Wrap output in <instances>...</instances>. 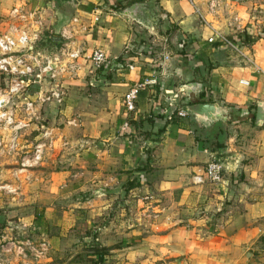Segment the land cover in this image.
Segmentation results:
<instances>
[{"label": "crops", "instance_id": "1", "mask_svg": "<svg viewBox=\"0 0 264 264\" xmlns=\"http://www.w3.org/2000/svg\"><path fill=\"white\" fill-rule=\"evenodd\" d=\"M16 1L20 0H0L5 20L17 7ZM134 2L28 0L19 4H26L23 10L36 16L39 27L45 16L44 33L38 37L48 32L61 37L63 32L85 55L102 49L106 62L99 71L108 73V90L116 94L118 103L140 79L157 80L140 91L128 122L126 112H121L115 144L98 147L100 170L96 172L110 169L111 175L94 184L98 194L83 204L92 214L105 210L114 214V224L101 228L100 234L113 225L118 228L119 221L126 224L120 244L103 246L115 264L156 260L166 264H264V123L257 124L254 118L256 104L264 103V32L252 36L257 27L264 31V15L248 20L255 26L250 29L246 24L250 37L240 42L231 36V19L225 25L203 16L206 20L201 18L203 23L197 25L195 14L202 7L196 0L194 4L160 0L163 12L158 22L172 30L173 49L163 43L166 37L159 38L155 18H144V13H152L146 3L135 16L122 13ZM139 25L145 27L153 44L156 34L159 47L143 46ZM211 26L225 33L230 43L208 42ZM62 43L63 39L58 47ZM190 82L199 83L200 89L189 96L186 84ZM206 101L216 105L221 117L204 121L186 111L187 104ZM180 109L186 115L180 117ZM212 157L226 159L222 180L198 181ZM126 182L133 184L127 193L116 191L118 184ZM135 190L141 193L134 195ZM149 191L155 198L145 200L151 208L146 212L141 200Z\"/></svg>", "mask_w": 264, "mask_h": 264}, {"label": "rangeland", "instance_id": "2", "mask_svg": "<svg viewBox=\"0 0 264 264\" xmlns=\"http://www.w3.org/2000/svg\"><path fill=\"white\" fill-rule=\"evenodd\" d=\"M23 1L28 0L15 3L21 5ZM133 1L146 3L151 8L152 13H144V18H155L159 38L166 37L163 43L174 49L172 30L162 28L158 22L163 12L160 0H119L125 5ZM183 1L191 4L189 0ZM196 1L202 7L201 15L225 25L231 19L230 26L234 29L231 36H237L240 42L250 37L244 29L246 24L250 29L255 26L254 21L249 23L248 20L264 15V0H216L214 14H209L208 0ZM3 14L5 12L0 15L1 29L10 23H19L32 28L33 31L27 32L33 34L39 28L38 35L44 33L41 28H44L45 16L43 26L39 27L34 15L15 22L10 16L5 20L6 17H1ZM199 14H195L197 25L203 23ZM143 23L149 26L145 20ZM144 28L143 25L138 27L143 46L159 47L156 34L153 44ZM262 32L263 29L257 27L252 36L260 37ZM62 39L69 43V39ZM58 49L53 51L63 59ZM78 61L82 65L75 71L64 69V63L57 61L54 79L43 73L39 81L29 84L31 92L46 96L56 90L62 97L60 102L55 97L42 102L38 94L31 97L23 94L0 109V264H115L110 250L103 244H120L126 224L119 221L118 228L113 225L100 234L101 228L114 224V214L109 210L92 214L83 203L98 194L94 184L102 176L111 175L110 169H104L101 175L96 172L100 170L98 147L115 144L124 110L116 94L109 93L108 73L95 70L83 56L77 58ZM1 84L0 79V89ZM125 115L128 122V114ZM8 117L12 118V123L6 121ZM13 130L18 134L14 135ZM118 186V192L129 191L126 184ZM135 191L134 195L141 193ZM154 195L151 191L144 193L141 202H151ZM149 201L143 205L146 212L151 211ZM42 243L46 248H41ZM152 264L166 263L156 260Z\"/></svg>", "mask_w": 264, "mask_h": 264}, {"label": "built area", "instance_id": "3", "mask_svg": "<svg viewBox=\"0 0 264 264\" xmlns=\"http://www.w3.org/2000/svg\"><path fill=\"white\" fill-rule=\"evenodd\" d=\"M191 4H194L193 0H189ZM209 14H214L215 7L217 6L216 0H208ZM198 11V10H197ZM199 12V11H198ZM204 20L205 17L199 14ZM10 20L24 21L25 17L33 16L31 13H27L23 10L22 6L13 8L9 14ZM6 25V24H5ZM212 34L208 37V42L220 40L225 43H230L222 32L211 26ZM29 31H33L28 26H22L19 23H10L7 28L0 29V79L2 81L0 89V109L5 104L12 102L18 95L22 97L24 94L27 97L36 96L42 101H51L53 97L60 102L62 97L60 93L54 90L50 95H42L41 92L33 93L29 89L30 83H36L44 75H49L51 79L56 77L57 61L64 63V69L68 71H75L80 68V62H77V58H86L91 66L95 70L103 68L106 62V56L104 51L100 48H94L87 55L72 42H63L66 48H52L41 50L36 47V40L38 38V28L32 34ZM61 37L68 39V36L62 32ZM60 45V46H61ZM59 48V49H58ZM60 50L63 59H60L53 50ZM84 60V59H83ZM132 68L131 65H128ZM157 84L155 77H145L140 79L135 84L130 86L121 97V104L126 114L131 113L136 108V101L140 91L144 90L148 86ZM4 115V114H3ZM179 116L186 115L184 109L178 111ZM0 116L2 114L0 113ZM8 123H12V118L6 119ZM127 126V123H124ZM14 128H19L18 125H14ZM13 134L17 135V130H13ZM223 163L217 157H212L203 167L201 177H198V181H207L209 183H219L222 180ZM40 247V246H39ZM41 248H46V244L42 243Z\"/></svg>", "mask_w": 264, "mask_h": 264}, {"label": "water", "instance_id": "4", "mask_svg": "<svg viewBox=\"0 0 264 264\" xmlns=\"http://www.w3.org/2000/svg\"><path fill=\"white\" fill-rule=\"evenodd\" d=\"M68 3L72 0H67ZM144 3L135 2L130 6L122 10L123 14L135 16L136 12H139V9L144 7ZM46 39L49 40L54 48H57L58 45L62 42V38L58 35L48 34ZM39 40L37 38L36 42ZM35 42V43H36ZM186 88L189 90V96L196 94L200 89V84L196 82H190L186 84ZM186 111L203 119L204 121L213 120L221 117L220 112L218 111L216 105L213 102H196L189 103L186 105ZM255 122L262 125L264 123V103L258 102L256 104V111L254 114ZM221 161L226 160L224 157L219 158Z\"/></svg>", "mask_w": 264, "mask_h": 264}, {"label": "flooded vegetation", "instance_id": "5", "mask_svg": "<svg viewBox=\"0 0 264 264\" xmlns=\"http://www.w3.org/2000/svg\"><path fill=\"white\" fill-rule=\"evenodd\" d=\"M39 40L36 42V47L41 50L54 48L49 40L46 39L45 35L38 37Z\"/></svg>", "mask_w": 264, "mask_h": 264}, {"label": "trees", "instance_id": "6", "mask_svg": "<svg viewBox=\"0 0 264 264\" xmlns=\"http://www.w3.org/2000/svg\"><path fill=\"white\" fill-rule=\"evenodd\" d=\"M198 101H200V100H198ZM127 186H128V188H130V187L133 186V184H132L131 182H128V183H127ZM100 259H101V258H100Z\"/></svg>", "mask_w": 264, "mask_h": 264}]
</instances>
